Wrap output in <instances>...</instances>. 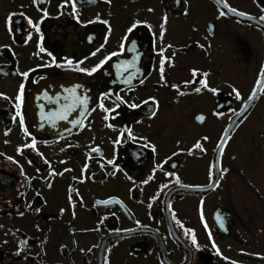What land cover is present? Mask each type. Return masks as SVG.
Returning a JSON list of instances; mask_svg holds the SVG:
<instances>
[{
    "label": "flooded vegetation",
    "instance_id": "flooded-vegetation-1",
    "mask_svg": "<svg viewBox=\"0 0 264 264\" xmlns=\"http://www.w3.org/2000/svg\"><path fill=\"white\" fill-rule=\"evenodd\" d=\"M0 264H264V0H0Z\"/></svg>",
    "mask_w": 264,
    "mask_h": 264
},
{
    "label": "snow or ice",
    "instance_id": "snow-or-ice-1",
    "mask_svg": "<svg viewBox=\"0 0 264 264\" xmlns=\"http://www.w3.org/2000/svg\"><path fill=\"white\" fill-rule=\"evenodd\" d=\"M45 15H47V14L45 13ZM10 22H11V16L8 18V21L6 23H10ZM29 23L32 24V21H29ZM34 27H36V30L39 31V26L38 25H34ZM133 27H135V25H133ZM41 51H43V49H41ZM163 63H164V61L162 60V63H161V71H162V73H163ZM25 75H27V74H25ZM193 75L194 76L196 75L195 70L193 71ZM204 75L207 76L206 73ZM200 84H201V86L203 88H208V84H207L206 79L205 80H200ZM195 91L196 92H200L201 88H196ZM211 91L215 92L216 90L215 89H211ZM237 95H239V94L237 93ZM22 96H23V85H21V92H20V95H18L17 99L19 101H22ZM81 103H84V101H81ZM17 107H19V104L17 105ZM18 115H19V113H18ZM105 119H107V117H105ZM198 119L203 120L204 118L203 117H199ZM21 124H23V118H21ZM27 147H35V141H33V143L31 145H27ZM195 147L196 148H200L201 145L199 143H197L195 145ZM93 151H96V149H93ZM109 163H111V161H109Z\"/></svg>",
    "mask_w": 264,
    "mask_h": 264
}]
</instances>
